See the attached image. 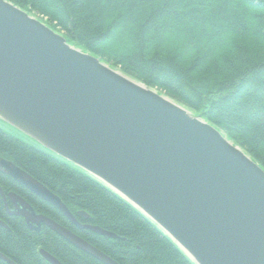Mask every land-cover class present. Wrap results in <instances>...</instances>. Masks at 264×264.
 Wrapping results in <instances>:
<instances>
[{
    "label": "water",
    "instance_id": "1",
    "mask_svg": "<svg viewBox=\"0 0 264 264\" xmlns=\"http://www.w3.org/2000/svg\"><path fill=\"white\" fill-rule=\"evenodd\" d=\"M0 122L109 188L193 264H264V171L258 164L191 111L68 44L7 0H0ZM0 172L79 229L116 238L81 226L13 163L0 159ZM0 196L6 203L1 189ZM8 199L14 205L8 213L30 230L42 224L83 254L116 264L34 213L20 196L9 193Z\"/></svg>",
    "mask_w": 264,
    "mask_h": 264
},
{
    "label": "trees",
    "instance_id": "2",
    "mask_svg": "<svg viewBox=\"0 0 264 264\" xmlns=\"http://www.w3.org/2000/svg\"><path fill=\"white\" fill-rule=\"evenodd\" d=\"M68 44L172 99L218 129L264 171V0H7ZM1 124V123H0ZM0 159L63 203H50L0 174L3 193L75 234L116 264H193L128 202L18 132L0 128ZM88 217H86L85 215ZM0 254L13 264H102L44 225L30 230L0 199ZM0 264H7L0 259Z\"/></svg>",
    "mask_w": 264,
    "mask_h": 264
},
{
    "label": "flooded vegetation",
    "instance_id": "3",
    "mask_svg": "<svg viewBox=\"0 0 264 264\" xmlns=\"http://www.w3.org/2000/svg\"><path fill=\"white\" fill-rule=\"evenodd\" d=\"M0 174H2L1 172H0ZM2 175H4V174H2ZM5 176V175H4ZM6 178L7 177H9V176H5ZM10 178V177H9ZM10 179H12V178H10ZM13 180V179H12ZM14 181V180H13ZM15 182V181H14ZM17 183V182H16ZM17 184H20V183H17ZM21 185V184H20ZM23 186V185H22ZM24 187V186H23ZM25 188V187H24ZM0 189H1V187H0ZM26 189V188H25ZM28 191V190H27ZM28 192H30V191H28ZM1 193H3L2 192V190H1ZM9 193H13V192H8V194ZM8 194H5V193H3V195L5 196V199H6V203H4V201H3V199L1 198V196H0V199H1V201H2V203L4 204V209H5V212H6V214H8V215H10L9 213H8V211H13L14 210V205L9 201V199H8ZM15 194V193H14ZM17 195V194H16ZM35 195V194H34ZM18 196V195H17ZM19 197V196H18ZM55 207V206H54ZM56 208V207H55ZM61 213V212H60ZM62 214V213H61ZM37 215H39V214H37ZM10 216H12V215H10ZM64 216V215H63ZM12 217H16V216H12ZM16 218H20V216L19 217H16ZM22 218V217H21ZM64 218L66 219V217L64 216ZM23 219V218H22ZM67 220V219H66ZM24 221V220H23ZM68 221V220H67ZM54 222V221H53ZM69 222V221H68ZM70 223V222H69ZM79 223V222H78ZM4 224V223H3ZM80 224V223H79ZM71 225H73L72 223H71ZM81 225V224H80ZM86 226H91V225H88V224H85ZM85 225H81V226H85ZM41 226H42V224H41ZM40 226V227H41ZM73 226H75V225H73ZM28 227V226H27ZM40 227H35L34 229H31V230H35V231H38L39 229H40ZM76 227V226H75ZM47 228V227H46ZM76 228H78V227H76ZM5 229H8V227L6 226L5 227ZM48 229V228H47ZM79 229V228H78ZM49 230V229H48ZM79 230H81V229H79ZM85 230H87V229H85ZM91 232V231H90ZM93 233V232H92ZM96 235V234H95ZM43 252V251H42ZM40 253V252H39ZM48 254V253H47ZM49 255V254H48ZM50 256V255H49ZM56 259V258H55Z\"/></svg>",
    "mask_w": 264,
    "mask_h": 264
},
{
    "label": "rangeland",
    "instance_id": "4",
    "mask_svg": "<svg viewBox=\"0 0 264 264\" xmlns=\"http://www.w3.org/2000/svg\"><path fill=\"white\" fill-rule=\"evenodd\" d=\"M0 128H2L4 131H7L9 133H15V131L12 128H9L7 125H4L3 123L0 124Z\"/></svg>",
    "mask_w": 264,
    "mask_h": 264
},
{
    "label": "bare ground",
    "instance_id": "5",
    "mask_svg": "<svg viewBox=\"0 0 264 264\" xmlns=\"http://www.w3.org/2000/svg\"><path fill=\"white\" fill-rule=\"evenodd\" d=\"M68 211V210H67Z\"/></svg>",
    "mask_w": 264,
    "mask_h": 264
}]
</instances>
